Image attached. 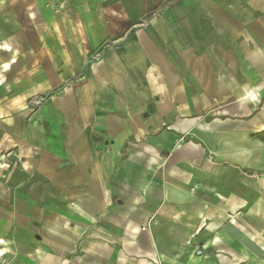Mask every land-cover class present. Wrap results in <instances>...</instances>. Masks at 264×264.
Masks as SVG:
<instances>
[{"label": "crops", "instance_id": "crops-1", "mask_svg": "<svg viewBox=\"0 0 264 264\" xmlns=\"http://www.w3.org/2000/svg\"><path fill=\"white\" fill-rule=\"evenodd\" d=\"M0 80V264H264V0H0Z\"/></svg>", "mask_w": 264, "mask_h": 264}, {"label": "rangeland", "instance_id": "rangeland-1", "mask_svg": "<svg viewBox=\"0 0 264 264\" xmlns=\"http://www.w3.org/2000/svg\"><path fill=\"white\" fill-rule=\"evenodd\" d=\"M1 82L2 81L0 80V83ZM6 93H7V91L0 90V98L5 97ZM25 93L29 94L27 96V98L30 101V103H29L30 106L25 107V110H26V112L28 114V112L30 111L31 108L37 107V106H39L41 104L43 98H42L41 94H39V93H36L34 95L32 93L30 94V92H28V91L25 92ZM7 131H8V128H5L2 124H0V139H1L2 135H3V133H5ZM0 146H1V144H0Z\"/></svg>", "mask_w": 264, "mask_h": 264}]
</instances>
